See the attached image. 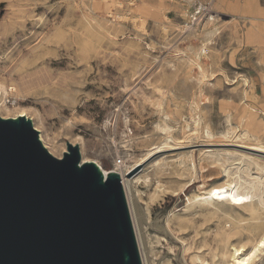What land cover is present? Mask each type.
Returning a JSON list of instances; mask_svg holds the SVG:
<instances>
[{
	"label": "rangeland",
	"instance_id": "obj_1",
	"mask_svg": "<svg viewBox=\"0 0 264 264\" xmlns=\"http://www.w3.org/2000/svg\"><path fill=\"white\" fill-rule=\"evenodd\" d=\"M190 3L0 0V115L23 110L57 157L140 164L147 264H221L219 233L264 231V0H211L185 27Z\"/></svg>",
	"mask_w": 264,
	"mask_h": 264
},
{
	"label": "water",
	"instance_id": "obj_2",
	"mask_svg": "<svg viewBox=\"0 0 264 264\" xmlns=\"http://www.w3.org/2000/svg\"><path fill=\"white\" fill-rule=\"evenodd\" d=\"M67 150L57 158L24 117H0V264H140L119 178Z\"/></svg>",
	"mask_w": 264,
	"mask_h": 264
},
{
	"label": "bare ground",
	"instance_id": "obj_3",
	"mask_svg": "<svg viewBox=\"0 0 264 264\" xmlns=\"http://www.w3.org/2000/svg\"><path fill=\"white\" fill-rule=\"evenodd\" d=\"M189 1L191 2L190 4H192L193 2H199V1H196V0H189ZM208 14L209 13L205 14V16H208ZM195 67L199 71H202V66L199 63L195 62ZM4 107L5 108H8L5 105H4ZM0 117L1 118H4V119H10V120H13V121H17V120H19L20 117H24L33 126L31 118L27 117L24 114L23 110H18L17 115H15L13 117H2L1 115H0ZM36 131H37V136H38L40 142L42 143L43 137L41 136V138H42V140H41L39 131L37 129H36ZM43 142H44V140H43ZM68 143H70V142H67L66 143V148L62 152V156H63V154L65 152L68 151L67 150V144ZM42 145L44 146L43 143H42ZM73 145L77 146L78 151H79L78 166H80L83 163L92 164L96 168L97 172L99 173L100 178H101L102 181L106 177H118V178H121V186H122V190H123V195H124L125 203L127 205V210H128V214H129V220H130V224H131V228H132V232H133V236H134V240H135V245H136V249H137V254H138L139 262H140V264H147V262L145 261V256H144L142 247H141V242H140L138 230H137V227H136V224H135V219H134V216H133V209H132L131 200H130V196L131 195H130V192H129V186H128V184L131 183V180L132 179H129L130 177H127L126 176V172H129L131 169L130 170L127 169V171L125 172V175H124V174H122L121 172H119L117 170L116 160H115L114 166L111 169H108V170L107 169H104L99 163H97L94 160H82L78 144H73ZM157 150H158V146H157ZM47 151L51 155H53L48 149H47ZM155 152H156V150H155ZM53 156H55V155H53ZM62 156L61 157L55 156V157L62 158ZM233 193H234V191H233ZM233 203H236V199L235 198H233ZM253 218L255 219V216ZM235 229H239V227H238V225L236 223L233 224V227H232V229H231L230 232H232V230H235ZM230 232L224 231V232H221V233L218 234V238H219L218 241L221 243V248L223 250V252L221 253V260H222L221 261V264H225L226 263L225 262V257H226V254L227 253L229 254V257H230L229 264H238V261L244 259L247 255H251V253L253 251L256 252V256L249 262V264H257L258 261L260 260L261 256L264 255V247H261L260 246L261 245V241H264V231L261 232V233H259L257 236L252 237V239L250 241V244L247 245V246L244 245L246 243L244 241L245 242L244 244L238 243L237 245H231L229 247L227 244L230 241V237H231ZM236 241L237 242H240L241 241V238L237 239ZM241 249H243V251H241Z\"/></svg>",
	"mask_w": 264,
	"mask_h": 264
},
{
	"label": "built area",
	"instance_id": "obj_4",
	"mask_svg": "<svg viewBox=\"0 0 264 264\" xmlns=\"http://www.w3.org/2000/svg\"><path fill=\"white\" fill-rule=\"evenodd\" d=\"M136 0H126L127 3L133 4ZM188 2V0H182ZM211 11V0L207 2H193L189 4V8L186 11L185 27H190L192 24L197 23L205 14ZM111 16V15H110ZM114 18V17H112ZM203 54H207V49L202 50ZM130 162L126 160L123 154L116 156V167L119 172L125 175V172L130 167ZM121 182V178H119Z\"/></svg>",
	"mask_w": 264,
	"mask_h": 264
},
{
	"label": "snow or ice",
	"instance_id": "obj_5",
	"mask_svg": "<svg viewBox=\"0 0 264 264\" xmlns=\"http://www.w3.org/2000/svg\"><path fill=\"white\" fill-rule=\"evenodd\" d=\"M215 195V193H213ZM236 203H240L239 200H236ZM261 247H264V241H261ZM243 251V249H241ZM256 256V252L253 251L251 255H247L244 259L238 261V264H249V262Z\"/></svg>",
	"mask_w": 264,
	"mask_h": 264
}]
</instances>
